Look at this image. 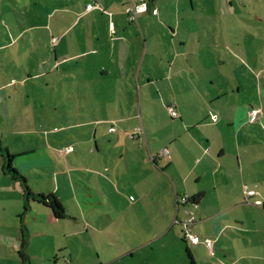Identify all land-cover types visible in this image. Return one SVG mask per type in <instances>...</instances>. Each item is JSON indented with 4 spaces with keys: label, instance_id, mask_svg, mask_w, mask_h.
<instances>
[{
    "label": "rangeland",
    "instance_id": "1",
    "mask_svg": "<svg viewBox=\"0 0 264 264\" xmlns=\"http://www.w3.org/2000/svg\"><path fill=\"white\" fill-rule=\"evenodd\" d=\"M31 1L33 2L32 6ZM112 1L114 3L113 8H117L120 11L122 7L118 2L123 0ZM158 1V14L157 11L151 12L150 15H154V17H151L148 13H143L145 21L151 22L154 30L158 26L166 28L165 23L178 24L179 35L175 39L177 40L176 43L181 38L184 40L188 38L185 43H187L186 45H190V48L186 50L187 60L184 61L183 56L175 54V56L179 57L176 58V63L173 64L172 57L175 47L173 46V42L169 40V44L158 45V48L157 46L154 47L158 50V54L154 55V57H157V61H163L160 68V72H164L163 75L169 74V66L173 64L177 69H184L183 71L187 73L186 76L188 75V78L180 75L176 79L172 75L168 80L166 78H158L162 75L151 74L155 82H147L144 69H148L149 67V72H151L149 64L153 60L148 59L150 58L151 44L154 45V38L148 36L145 61L142 63L139 78L134 79L133 88L129 84L126 85L123 88L124 95L118 96L116 90L113 88L100 86V81L96 84L94 83V86H92L91 82L88 83L89 90L112 91L110 95H108V91H105V95L96 96L93 98L94 101L95 99L96 102L102 100L103 104L106 105L109 102L112 106L121 104L124 109L123 112L136 114L133 121L125 123L124 128L129 129L130 126V130L132 129L131 134L139 130L138 134L140 133V136H142L143 128L146 130L151 154L148 153L149 150L144 136L141 151L146 154V165H144V168H148V170L142 174L140 170L137 171L136 166L133 167L130 161L131 166L129 165L130 169L128 170L129 166L126 167L125 162L120 159V155L116 154L118 150L111 147L105 151L107 153L105 156L103 142L101 151L96 153V156L100 158H97L92 164V162L90 163L91 157L83 149L80 151V146H83L81 142L86 141V139L83 140L79 137L80 140H75L78 141L76 143L78 147L76 152L80 153L82 157H78V153H71L69 157L74 159L75 164L69 163L67 169L70 172L66 171V174H57L59 194L61 195V202L65 211V218L63 220L59 219L60 221H58L55 219L56 221H54L53 218L55 217H53L49 208L39 205L41 209H38L36 207L38 204L35 203L32 214L25 221L24 217L20 218L16 216L17 211L21 209V200H18L20 199L18 196H21L20 193L14 192L11 194L9 192L10 194H1V192L0 208L3 206L4 209L0 210V212L5 225L4 229L9 233H15L18 229L24 228L25 235L30 236L28 248L33 253L31 257L33 264H190L184 250L187 246L199 252V256L195 255V257H199L204 264H219L221 260L225 264H264V210L261 209L262 205L260 206L256 202H253L259 208L256 210V221L247 225L249 233L242 230L243 228H241L242 225L240 223H236L234 219H231L218 235L213 228V219L204 220L206 216L225 208H229L228 215L232 214L230 216L232 218L238 207L230 205L234 203L238 195H241L240 191H234L230 194V192L226 193L220 189L215 191L209 189L214 175L210 170L212 165L205 161L208 159V155L204 156V153H206L207 148L213 147L211 143L215 147L212 150H215L219 148L223 141L222 146H224L223 148L226 151L221 161L222 173L219 171L217 176L226 173L225 170L230 165L233 167L237 165L234 162L235 156L232 155L236 150L234 146L235 122L241 117L239 115L243 114L244 105H242V101L245 95L248 97L250 95L251 100L256 93L255 90H259L256 80L251 79L253 77L252 69H257V67L252 62H249L246 65L248 70L244 71V65L239 62L240 58L244 56H248L250 59V54H246L243 51L241 46L242 37L237 34L243 33L241 30L246 26L248 28L246 31H250V33L255 35L257 38L255 40L252 36H248L252 38L250 43L257 46L256 51L254 46L249 48V51H252L255 56H257L260 48H264V44L258 40L259 38H264V21L257 23L254 18L255 14L253 15V13H256L258 16L260 10L264 11V0H247L245 2L247 11L252 15H249L250 17L248 18V15L245 14V20H241L239 18L240 15L237 13L223 15L220 12V0ZM241 1L243 0H234L233 7H242L239 4ZM84 2L86 0H0V45L6 44L0 47L3 49L0 51V83L3 77L14 78L16 81L5 86V88L15 92L14 98L17 110L22 109L25 105L24 100L26 98L24 92L21 90L30 93L31 102H26L29 103L27 107V114L29 115H33L32 108L30 107V104H32L41 109L38 112L44 117L45 114L41 108V104L45 101L48 102L50 108L49 115H53V120L52 126H49L47 130L50 131L52 129V133L49 134L58 146H62L64 141L70 142L72 138L77 139L76 133L79 131L87 133L88 127L79 130L77 127L71 126L73 113L68 112L67 108H63V119L65 118L67 121L61 124V126L54 125L56 124V120L54 119L55 111L51 110L50 101L53 99L55 103H59L60 100L57 97L59 91L58 94L53 93L52 95L50 93L51 89H47V92L43 91L47 88L45 80L35 78L33 81L31 79L26 81L27 78H23L26 76L23 72L25 65L26 67L29 66L27 47L29 40L26 41V39L28 37L31 38L34 34H36L42 43L44 37L47 42L52 38L57 39V34L50 37L48 32L43 36L44 32L40 27V23L44 22L43 18L37 19V15L30 17L26 15V10L30 7V12L41 13L42 11L44 13L46 9L47 11H51L54 8L69 5L67 10L71 12L72 19H75L76 11L72 6L77 9L79 6L84 9ZM173 6L176 8H173ZM10 9L12 12L9 11ZM58 12L61 13V11ZM100 14H103L105 19L101 20L99 18L100 15L91 14L93 19L90 20L92 17H84L81 19L80 24L83 25L90 22L89 24L92 23L99 27L102 26V22L109 23L110 17H112L111 13L100 11ZM124 14L125 17L118 18L120 25L132 22L128 20L127 13L125 12ZM56 18L57 16L51 17L52 21H56ZM262 18H264V15H262ZM250 19L255 20V24L247 25ZM2 20L6 24L5 22L1 23ZM64 20L71 21L69 17H66ZM232 21L238 25V30H229L228 25L234 27V25H231ZM137 23L138 21L134 20L132 24L137 25ZM29 24L37 25V27L33 31L20 35L19 31L23 27H28ZM194 30H196V34L193 33ZM166 31H169L168 28L164 29V31L162 30L161 33L167 35ZM18 34L19 39L17 40ZM184 35L187 36L184 37ZM13 38L17 40L14 48L9 46V41ZM208 40H215L217 44L209 43ZM142 50V54H144L145 49L143 48ZM38 57L40 61V54ZM166 59L168 60L165 61ZM222 59L225 63L220 67L217 65L218 60ZM31 65L35 68L37 67V60L34 56ZM233 66L240 72L239 83L244 85V88L240 92V99L237 100L235 95L231 94H227L223 98L220 91L218 97L222 98H217L216 101L218 102L214 104L211 103V107L214 108L218 116L219 123L214 128L205 127L203 124L206 122V119L203 117L206 112H209L210 107L201 99L202 85L207 88L209 87L210 79L218 77L216 80L211 79L217 84L211 86V89L213 87L214 91H218L224 88L228 84L224 74L227 75ZM172 70L175 71V69ZM12 71L14 72L12 73ZM196 76L198 81L195 87L190 82ZM49 77L52 79L56 75ZM171 82L175 86H172ZM179 82L183 84L182 90L189 91L186 97L184 96L189 100H181L178 111L174 100L172 101L173 98L169 90H179ZM52 88L56 90H72V84L65 83L63 87L55 84ZM28 90H33V94H31L32 92H28ZM137 90L140 94L137 93ZM195 90H199L198 95ZM261 91L264 92L263 89ZM1 97L2 95H0V99L7 102L6 99ZM61 98H64V101L61 103H64L65 106L68 105L75 108V105H77L76 100L66 99L65 95H62ZM88 98L86 100L83 99L82 105L88 109H93ZM256 98H258V95ZM250 100L248 103H251ZM168 104L173 106L178 114L182 115V120L191 122L188 131L182 128L180 124L181 118L175 120V118H172L168 114L166 109L169 106ZM255 106L258 105L255 104ZM95 109L96 113L104 112V108L99 102L96 103ZM20 113L24 115L22 121L29 127L27 120L31 119V117L22 112ZM18 115L21 116L20 114ZM80 115H83L82 112ZM237 115L239 116L238 118H236ZM232 117L234 125L231 127L227 126V120L232 119ZM198 118L203 119L200 124L197 122ZM73 120L75 121V119ZM213 120L216 121L217 117H214ZM260 124V126L264 125L262 119L260 120ZM132 126L136 127L133 128ZM2 132L0 131V137L3 135L1 134ZM253 132L254 134L257 133L256 130ZM54 133L58 134L55 135ZM131 134L130 137L134 138ZM5 135H3V141L4 139L6 141L8 139L7 136L5 138ZM172 136L176 138L175 142H171ZM240 136L242 137L241 132ZM208 139H210V143H206ZM17 141L20 142V139L17 138ZM263 145L264 142L260 146L255 144L259 148L245 161L246 164H250L257 172L264 170V152H258ZM15 146L17 148L22 147L21 143H17ZM164 146L168 148L170 156L173 155L172 159L174 157L169 167L168 163H166L167 156L164 158L158 157L159 159L156 158L157 163L162 164V167L159 169L163 171L166 169L165 177L154 173L157 163L155 164L152 161V157L162 150ZM123 147L124 145L121 148ZM9 154L12 153L9 152ZM131 155L136 156L134 150H131ZM200 156L201 158L203 157V161L198 162L196 158L200 160ZM11 160L12 167L17 172L21 173V169L27 171L24 177L32 191L45 195L48 193L47 189L50 188L49 180L44 181L39 174L32 172L40 173V170L36 166L29 167L25 164L31 162L29 158L12 157ZM207 161L211 163L210 160ZM58 162H60L59 159L56 163ZM76 163L78 164V168H75L77 166ZM89 164L92 167L88 166ZM192 169H195V173L202 177L201 184L196 187H199V189L200 187H204L207 190V194L200 205L195 207L187 205L184 208L185 202L179 199L182 192H179V196L175 195L170 177L174 178L173 175L176 173H188ZM47 172L48 170H46ZM256 176L259 188H263L264 176L260 174ZM4 178L12 183V179L8 175ZM155 183L158 186L157 193L154 191ZM0 185L5 186V183L1 179ZM193 185L194 183L192 187ZM224 186L228 187V184ZM163 198H171L172 202L170 204L175 205V209L178 211L177 214L175 210L173 213L172 207L164 206L166 202ZM158 199L160 200L159 203H157ZM43 216L46 217L44 221L42 220L44 219ZM191 216L193 217V221L187 227H184V221ZM48 218H51L52 221L50 222L52 224H47ZM27 227L30 232H28ZM221 228L222 224H220L218 231ZM184 229H189V234L199 237L200 241L196 244L191 243L188 237H184ZM40 230L42 233L39 232ZM206 241H208V244ZM124 251H126L125 254H122ZM56 261L57 263H55Z\"/></svg>",
    "mask_w": 264,
    "mask_h": 264
},
{
    "label": "crops",
    "instance_id": "2",
    "mask_svg": "<svg viewBox=\"0 0 264 264\" xmlns=\"http://www.w3.org/2000/svg\"><path fill=\"white\" fill-rule=\"evenodd\" d=\"M233 1L234 0H220L219 5H221L220 12L224 14L230 13V15L237 13L240 15L241 20H245L244 15L247 14L248 18L250 12L247 11L246 4L247 0H243L239 2L242 7H233ZM140 2H146L147 4V10L143 13H148L150 15L151 12L157 11L158 14V8L157 3L158 0H123L118 2L121 5V10L119 11L117 8H113L114 3L112 0H86L84 2V9L82 7L78 6L77 8H74L76 11L75 19H72L71 12L67 10L69 5H64L61 8H54L51 11L45 10L43 13L40 12H30V7L26 10V15L28 16H35L37 15V19L43 18L44 22L40 23L41 30L44 32L43 36L46 35L48 32L51 36H54L57 34V41L55 44L52 43L51 45V39H49V42L46 41L44 37V41L42 43L41 40H39L34 34L31 36V38H27L26 41L27 47H28V63L29 66L24 68V73L26 74L25 77L27 78L26 81L31 79L32 81L35 78H40L45 80V86H47L46 90H43L44 92H47V89H51V94L57 93L59 91L58 100L59 103H55L53 99L50 101V107L51 110L55 111V122L56 126H61V124H64L67 120L64 118V111L63 108H67L68 112L73 113L72 124L71 126L77 127L79 130L81 128H87V133H84L82 131H79L77 134V139L72 138L70 142H65L62 144V146H58L57 143L52 139L51 135L49 133H52L51 130L48 131L47 128L49 126H52V120L53 115H49V106L48 102H42L41 108L44 111V117L39 114L40 108L37 106H33L30 104V107L32 108L33 115L27 114V107L29 106V103L31 102L30 99V93H26V91L21 90L24 92L25 95V105L22 109L17 110L15 105V92L13 90H7L5 86H8L12 83H15L16 81L14 78H5L1 80L0 83V95H2L1 98H4L7 100V102H4L2 99H0V131H3L1 134L5 135V138L7 136V141L4 139L3 141V135L0 137V145L7 149L8 152H11L13 157L18 158L22 157L24 159H30L31 162H27L29 167L36 166L39 170V172L32 171L34 174H39L42 180L46 181L49 180L50 188H48V193H53L58 200L61 202V195L59 194V181L57 180V174H66V171H69L67 167H69V163L75 164L74 159L72 157H69V155L73 152L76 154L77 142L75 140H80L82 138L83 140L86 139V141L81 142L83 146H80V151L83 149V151L91 157L90 163H94V161L97 158H100L96 156L97 152H100L102 149V142L105 146L104 153L108 148L117 149L118 152L116 154L120 155V159L125 162L126 167L131 164L132 162L133 167L136 166L137 171L140 170L142 174H144V171L148 170V168H144V165H146V154L141 151L142 144H143V136L145 137L146 146L148 148V153L151 154L149 140L146 137V130L143 128L142 136H140V133L136 135L134 138L130 137L131 130L130 126L129 129L124 128L125 123H128L129 121H133L135 118V115L132 114V112H123V108L121 104L112 106L106 99H104L106 102V105L102 103V100L97 101L96 99L94 101L93 98L99 95H105V91H108V95L111 94V90H89L88 83L91 82L92 86H94V83L96 84L99 82L100 86H103L106 88V86H109L116 90V94L118 96L124 95L123 88L126 87V85H130L133 88L134 85V79L139 78V72L142 66V63L145 61L146 57V47L148 36H151L154 38V45L151 44V53L150 58L148 60H153L150 62L149 66H151V72H149L148 69H144L146 72V79L148 83L155 82L153 77H151V74H157L162 75L158 78H166L170 79L173 75L176 79L179 78L180 75H184L185 78H188L187 73H185L182 68H176L173 66L174 63H176V58L180 56H183V60H187V53L186 50L190 48V45H186V40L180 39L178 43L177 38L178 24H169L165 23L166 28H168L169 31H166L167 35L161 33V31L166 28H161L158 26L154 30L152 28V23H148L145 21V18L143 16V13H138L136 15V19L134 18L130 24L120 25L118 22V18L125 17V7L128 5L127 3L132 4H138ZM33 2L31 1V6ZM36 4V3H35ZM88 4H94L91 9H87ZM218 5V6H219ZM227 5V6H226ZM99 6V7H98ZM192 6H194L192 4ZM71 7V6H70ZM71 7V8H72ZM102 7V9H101ZM173 8H176L173 6ZM179 8V7H178ZM66 9V10H64ZM255 9V8H254ZM154 10V11H153ZM9 11L12 12L10 9ZM15 11V10H14ZM58 11H61L59 13ZM101 12H110L112 17H110L111 20H109V23L102 22V26H96L94 24H89L90 22L84 23L83 25L80 24V21L84 17H92V15H100L99 18L101 20L105 19L103 14H100ZM118 11V13H116ZM22 12V11H21ZM23 13V12H22ZM37 13V14H36ZM121 13V14H120ZM4 14V13H2ZM24 14V13H23ZM92 14V15H91ZM254 18L256 22H262L264 21V18H262V15H264V11L260 10L259 14L257 16L256 13ZM127 15V14H126ZM57 16L56 21H52L51 17ZM151 17H154V15H150ZM252 16V15H251ZM66 17H69L71 20L65 21L64 19ZM50 19V21H49ZM78 19V20H77ZM77 20V21H75ZM138 21L137 25L132 24L133 21ZM143 20V21H142ZM165 20V19H162ZM255 20H251L247 25L255 24ZM142 21V22H140ZM253 21V22H252ZM5 22L2 20L1 23ZM231 25H234V27L228 25L229 30H238L239 28L237 24H235L234 21L231 22ZM256 23V24H257ZM6 24V22H5ZM37 27V25L29 24L28 27H23L19 31V34L26 33L28 31H33V29ZM257 27V26H256ZM85 28V29H84ZM84 29V31H83ZM248 28L244 26L242 28L243 33H238L237 35H240L242 37L241 46L243 51L247 54H250V59L248 56H244L243 58H240L239 62H241L244 66V71H247V64L249 62H252L257 69H252L253 77L251 79L256 80V85L259 88V90H255L256 93L254 94V97L250 100L249 97L245 95L242 105L243 107V114L238 115L236 118H238V121L235 122V134H234V146H235V152L232 154L235 156V161L237 165L234 167L230 165L227 170H225L226 173L218 175V172L221 171L222 173V157L225 154V149L223 148V141L222 144H220L218 149L212 150L214 147V144L211 143L213 147L207 148L205 155H208V159L211 163L207 160H205L208 164H211L210 167L211 173L214 175L209 189L210 190H218L224 191L226 193L230 194L234 191L241 192V195H238L235 198L234 203H232L230 206H238L236 209V213L230 217L231 215H228V209L225 208L219 211L214 212L211 215H208L204 218V220H209L210 218L214 221V231L219 235L221 230L228 225L231 219H234L236 223H240L242 225V230L248 232L247 225L250 223H254L255 215L257 213L258 206L255 205L253 202L259 201L257 203L258 205H262V208L264 210V187H260L257 184L258 179H256V175L260 174L264 176V170H260L257 172L255 169H253L250 164H246V159L250 158L253 153L256 152V149H258L256 145L262 144L264 142V125L260 126V120L262 119L264 121V92L261 90H264V48L259 49L257 56L252 51H249V48H252L254 46L255 51L257 50V46L253 45V43H250L252 41L251 37L253 39H257L254 34L250 33V31H246ZM151 33H150V32ZM56 32V33H54ZM196 34V30L193 32ZM17 35V40L19 39ZM187 35H184L186 37ZM220 37V35H219ZM161 38V39H160ZM16 38H13L11 41H9V46L14 48V45L17 43ZM164 40V41H163ZM173 42V46L175 47L174 54H173V61L172 65L169 66V74H164V72H160L161 65L163 61H157V57H154V55L158 54V50L154 47L158 45L162 46L164 44H169L170 42ZM260 42L264 44V38H259ZM162 41V42H161ZM193 41V40H192ZM194 42V41H193ZM209 43H215L217 42L215 40L209 41ZM6 44H2L1 46H4ZM180 45V46H179ZM235 45L238 46V44L235 43ZM145 49L144 54L143 48ZM177 48V50H176ZM180 48V49H179ZM3 50L0 48V51ZM40 54V61L38 55ZM175 54H177L175 56ZM245 54V55H246ZM33 56L37 60V67H33L32 64V58ZM175 56V57H174ZM239 56V55H238ZM154 58V59H151ZM14 60V59H13ZM166 59L165 61H167ZM225 62L222 60H218V64L220 67L223 66ZM236 63V62H234ZM238 64V63H237ZM236 65V64H234ZM172 69H175L172 70ZM37 70V71H36ZM165 70V69H164ZM14 71H12L13 73ZM54 78L50 79L49 76H55ZM239 75L240 72L233 66V68L230 69V72L226 75L224 74L225 79L227 80L228 84L225 85L224 88L214 91L213 87L211 89V86H214L216 84L212 80H216L217 78L210 79L209 81V87H205L202 85L203 89L200 93V96L202 97V101H204L210 108L209 112L205 113V116L203 117L206 119V122L203 124L205 127L208 128H214V126H217L219 123V119L217 114L214 111V108L211 107L212 104H214L216 99L225 98L227 94L235 95L236 99L239 100L241 89L244 88V85L239 83ZM22 78V79H23ZM20 79V77H19ZM21 79V80H22ZM242 79V78H241ZM240 79V81H241ZM198 78L197 76L192 79L190 83H192L195 87L197 85ZM66 84H72V90H56L52 88V86H55L57 84L58 86H64ZM179 90H169L172 95V101L174 100L175 106L178 110V107H180L181 100H189L186 97L187 93L189 91L182 90L183 84L182 82H179ZM172 86H175L173 82H171ZM217 85V84H216ZM197 91V95L199 94V90ZM220 91L222 92V97H218ZM28 92H32L33 90H28ZM173 92V93H172ZM137 93L140 94V92ZM28 94V95H27ZM65 95L66 99L69 100H76L77 105L74 107L71 106H65L64 103H61L64 101V98L62 99L61 96ZM258 95V98L256 96ZM185 96V97H184ZM89 97V98H88ZM88 98L92 104L93 109H88L84 105H82L83 99L86 100ZM246 98V99H245ZM250 100L251 103H248ZM183 101V102H184ZM101 103V105L104 108V112L96 113L95 112V105L96 103ZM209 103V104H208ZM212 103V104H211ZM109 104V105H108ZM211 104V105H210ZM257 104L258 106H255ZM71 105V104H69ZM169 105V104H168ZM247 105V106H246ZM217 106V105H216ZM246 106V107H245ZM250 108H255L260 110V114L258 115V118L255 122H249L247 118V112ZM73 112H72V111ZM82 112L83 115H80ZM179 111V110H178ZM20 112L26 114L28 117H31V119L27 120L28 126H26L25 122L22 121V118L24 115H22ZM181 112V111H180ZM20 114L21 116H19ZM179 117L175 118L180 119V124L183 129L186 131L189 130L191 126V122H187V120H182V115L178 114ZM50 116V118H49ZM214 117H217V120H213ZM235 118V119H236ZM75 119V121L73 120ZM209 119V120H208ZM182 121V122H181ZM202 118H198V123L202 122ZM227 126H233L234 120L232 119L227 120ZM143 122V121H141ZM210 122V123H209ZM263 123V122H262ZM110 127H114V130L110 131ZM133 127V126H132ZM136 127V126H135ZM133 127V128H135ZM61 128V127H60ZM139 128V127H137ZM64 130V129H62ZM92 130V131H91ZM130 130V131H129ZM257 131L256 134H254L253 131ZM5 132V133H4ZM240 132L242 133V137L240 136ZM117 133V134H115ZM55 135L58 133H54ZM239 135V137H238ZM142 137V139H141ZM17 138L20 139V142L17 141ZM176 138L174 136L171 137V142H175ZM87 142V143H86ZM17 143H21V148H17L15 145ZM80 143V142H79ZM206 143H210V139L206 141ZM124 145L123 148H121ZM71 146V151H65V148ZM121 146V147H120ZM82 147V148H81ZM166 148L168 153L162 158L166 157V163L169 165L172 163V156H170V152L166 146L162 147ZM62 149V150H61ZM109 150V149H108ZM131 150L135 151V155H131ZM212 150V151H211ZM211 151V152H210ZM123 152V153H121ZM210 152V153H209ZM258 152H264V145ZM209 153V154H208ZM203 154V153H202ZM78 157H82L80 153L77 154ZM107 153H105V156ZM154 155V154H153ZM152 155V156H153ZM56 159L54 160V158ZM68 158V159H67ZM157 158V157H156ZM161 158V157H160ZM2 159V160H1ZM59 159L60 162L56 163ZM104 159V155H103ZM159 159V158H158ZM198 162L203 161V157L200 160L196 158ZM204 161V162H205ZM158 161L156 160L155 164ZM245 164V165H244ZM3 165V158L0 156V179L3 180L5 183V186L0 185V193L1 194H13L14 192L20 193L21 196H18V200H21V209L17 211L16 216L20 217V214L22 213V193L18 186V183L14 180L11 182H8L7 179L4 177L7 176L5 173H3L2 170ZM76 167L78 168V164L76 163ZM88 166H91L89 164ZM130 166L128 167V170L130 169ZM162 167V164L157 163V167L154 168V173L160 174L163 177H165L166 169L161 170L159 169ZM71 168V167H70ZM135 168V169H136ZM46 170L48 172L46 173ZM76 170V169H72ZM44 171V172H43ZM21 174L26 175L27 171L24 169H21ZM53 175V177H52ZM50 176V179H49ZM174 178L171 176L170 179L172 181V185L175 190V195L179 196V192H182L181 196H193L195 194L201 193L202 198L198 201V203L195 205H200L203 200L206 197L207 190L204 189V187H196L199 186L202 182V177L195 173V169L189 170L188 173H176L173 175ZM53 178V179H52ZM224 178V179H223ZM194 183L193 187L192 184ZM225 184H228V187L224 186ZM243 185V186H242ZM154 191L158 192V186L155 183ZM249 191V192H247ZM10 192V193H9ZM37 193L36 191H33ZM177 199V198H176ZM163 200L166 202L164 204L165 207H172L173 213L175 210V213L177 214L178 211L175 209V205L170 204L171 198L166 199L163 198ZM160 200H157V203H159ZM30 208L28 211L23 213L24 220H28V216L32 214L33 207H35V203H30ZM37 204V203H36ZM63 205V203L61 202ZM185 205V204H184ZM187 206V204L184 206V208ZM193 206V207H195ZM38 209H41V207L38 205L36 206ZM183 208V207H182ZM180 208V209H182ZM4 207L2 206L0 210H3ZM180 211V210H179ZM44 219L46 217L43 216ZM30 219V218H29ZM54 221L59 219L53 218ZM63 220V219H62ZM41 221V220H40ZM42 221V222H43ZM50 221L51 218H48L47 224H52ZM222 224V228L218 231V228ZM4 222L1 218V212H0V264H22L19 255L18 250L20 248V241H21V230L18 229L17 232H11L5 231L4 229ZM28 232L29 229L27 227ZM39 232L42 233L40 230ZM37 232V233H39ZM264 235V233H263ZM30 236H27L26 240V246H25V252L29 256L30 264L32 263L31 257L33 256L32 251L28 248V245L30 243ZM188 250L190 251L191 256L194 259V264H204V262L199 258L195 257V255L199 256V252L196 249H192L190 246H187ZM185 250V249H184ZM126 251H124L122 254H125ZM186 253V252H185ZM194 253V254H193ZM42 259V257H41ZM43 260V259H42ZM235 262V261H233ZM57 263V261L55 262ZM219 264H225L223 260L220 261ZM234 264V263H233Z\"/></svg>",
    "mask_w": 264,
    "mask_h": 264
},
{
    "label": "trees",
    "instance_id": "3",
    "mask_svg": "<svg viewBox=\"0 0 264 264\" xmlns=\"http://www.w3.org/2000/svg\"><path fill=\"white\" fill-rule=\"evenodd\" d=\"M0 156L3 158V165L2 170L3 173L11 177L12 180L16 181L19 184V188L22 193V213L20 214V218L23 217V213L28 211L30 208V203L34 202L42 207H47L51 210V213L55 219H64L65 218V211L64 207L58 198L53 193H47L46 195L43 193H35L33 192L26 181V178L21 173L17 172L16 169L12 167L11 158L13 157L12 154H9L6 148L0 145ZM153 162H156V157L152 158ZM202 198V194L198 193L193 196H186L185 197V205H192L195 206L198 201ZM181 201L182 196L179 197ZM23 226V225H22ZM21 226V227H22ZM27 236L25 235V230L21 228V241H20V248L18 250L19 258L22 264H30L29 256L25 252ZM185 252L187 257L189 258L190 264H194V259L190 254V251L186 247Z\"/></svg>",
    "mask_w": 264,
    "mask_h": 264
},
{
    "label": "built area",
    "instance_id": "4",
    "mask_svg": "<svg viewBox=\"0 0 264 264\" xmlns=\"http://www.w3.org/2000/svg\"><path fill=\"white\" fill-rule=\"evenodd\" d=\"M92 7H93V5H91V4H88L87 5V9H91ZM146 10H147V4H146V2H140L138 4H132V3H130L125 8V12L127 13L128 17H129V20H133L138 13L146 12ZM56 41H57V39H55V38H52L51 39V42L53 44H55ZM166 109H167L168 114L172 118H177L178 117V113H177V111L175 110V108L173 106H170L169 105V106L166 107ZM259 114H260V110L259 109L250 108L248 110V112H247L248 121L249 122H255L257 120ZM109 130L110 131L114 130V127H110ZM138 131L139 130H137V132H135L134 134H131V136L132 137H135L138 134ZM71 150H72V147L71 146H68V147L65 148V151H67V152L68 151H71ZM167 153H168L167 149L166 148H163L162 150H160L153 157L154 158L155 157H157V158L158 157H162V156L166 155ZM182 200H183L182 202H185V197H182ZM256 203H259V201H257ZM192 221H193V217L192 216L189 217V218H187L184 221V223H183L184 227H187ZM184 237H188L189 240L191 241V243H194V244H196V243H198L200 241L199 240V237L193 236V235H190L189 234V229H187V230L184 229ZM206 243L208 244V241H206Z\"/></svg>",
    "mask_w": 264,
    "mask_h": 264
}]
</instances>
